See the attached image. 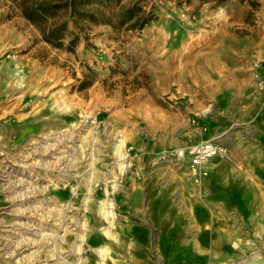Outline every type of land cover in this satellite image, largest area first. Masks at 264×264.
<instances>
[{"label": "rangeland", "instance_id": "obj_1", "mask_svg": "<svg viewBox=\"0 0 264 264\" xmlns=\"http://www.w3.org/2000/svg\"><path fill=\"white\" fill-rule=\"evenodd\" d=\"M18 1L0 0V264H136L120 247L129 239L120 225L133 218L130 182L148 173L132 157L134 138H171L184 120L188 132L213 108L211 86L246 83L264 107V0L256 7L142 0L154 16L142 30L89 25L72 52L65 49L71 36L64 48L44 42ZM215 29L225 35L222 43L209 39ZM39 65L48 70L43 81L59 83L40 97ZM84 78L95 84L80 91ZM95 97L100 107L89 111L82 102L93 105ZM187 146L165 149L154 162L180 166L159 157ZM228 161L243 171L231 155ZM103 204L114 218L104 217ZM245 228L226 264L253 263L255 256L264 264V232ZM107 247L114 256L100 254ZM156 257L153 264H162Z\"/></svg>", "mask_w": 264, "mask_h": 264}, {"label": "crops", "instance_id": "obj_2", "mask_svg": "<svg viewBox=\"0 0 264 264\" xmlns=\"http://www.w3.org/2000/svg\"><path fill=\"white\" fill-rule=\"evenodd\" d=\"M45 70L38 66L39 97L59 84L43 81ZM245 84L206 88L213 108L201 120L195 119L188 132L184 120L182 131L171 133V138L153 140L150 134L147 139L134 138L132 157L137 167L147 168L148 173L134 176L130 182L127 194L133 218L120 225L122 238H129L121 241L120 247L136 264H153L154 254L155 261L162 264H226L232 258V243L245 231V225L257 233L264 232L263 97L257 91L247 93ZM62 97L66 102L74 101L72 94ZM82 104L95 112L100 98L95 97L93 105L91 99ZM216 137L228 145L232 160L243 171L233 162L216 157L202 166L206 174L195 182L185 174L188 161L180 166L154 162L165 149ZM107 250L108 255H115Z\"/></svg>", "mask_w": 264, "mask_h": 264}, {"label": "trees", "instance_id": "obj_3", "mask_svg": "<svg viewBox=\"0 0 264 264\" xmlns=\"http://www.w3.org/2000/svg\"><path fill=\"white\" fill-rule=\"evenodd\" d=\"M124 0H20L18 1L22 16L41 30L42 39L55 48H64L68 36L67 51H74L81 40V33L89 25H111L116 29L142 30L154 20L141 5L142 0H134L122 6ZM190 3L194 0H185ZM201 3L227 0H197ZM248 1L253 7L256 0ZM118 8V10H116ZM113 9V10H112ZM112 10V11H111ZM113 16H116L114 19ZM87 77V75H86ZM94 83L93 78L80 80L78 89L83 91Z\"/></svg>", "mask_w": 264, "mask_h": 264}, {"label": "built area", "instance_id": "obj_4", "mask_svg": "<svg viewBox=\"0 0 264 264\" xmlns=\"http://www.w3.org/2000/svg\"><path fill=\"white\" fill-rule=\"evenodd\" d=\"M1 148L0 155L3 156L6 154V145H3ZM216 157H221L226 160L230 159L228 147L223 142L213 138L191 144L185 148L176 149L171 153L162 154L159 158L163 161L173 159L179 163L188 161V176L192 177L195 182H199L201 176L206 174L202 170V166Z\"/></svg>", "mask_w": 264, "mask_h": 264}, {"label": "bare ground", "instance_id": "obj_5", "mask_svg": "<svg viewBox=\"0 0 264 264\" xmlns=\"http://www.w3.org/2000/svg\"><path fill=\"white\" fill-rule=\"evenodd\" d=\"M209 39H211L212 40V42L213 43H216V42H220L221 41V43L226 39L225 38V35H220L218 32H216V33H214L213 34V32H211L210 34H209ZM203 46V45H202ZM206 46V45H205ZM200 67V66H199ZM198 67V68H199ZM200 69V68H199ZM125 147V140H124V138H121L120 140H119V144H118V149H119V151L120 152H122V150H123V148ZM122 166L124 167H126V166H128V163H124V164H122ZM101 211H102V214L104 215V217H112V218H114L115 217V215H114V213L113 212H109L108 210L106 211V209H105V207H104V204L102 205V207H101ZM106 233V232H105ZM239 245V243H235L234 244V246L235 247H237ZM100 254H102L103 256L106 254V251H104V250H100ZM262 263V260L260 259V257L259 256H255L254 257V260H253V263H251V262H247V264H261Z\"/></svg>", "mask_w": 264, "mask_h": 264}]
</instances>
